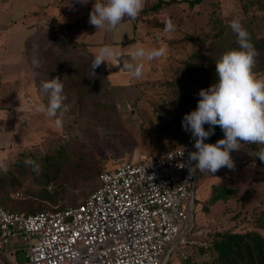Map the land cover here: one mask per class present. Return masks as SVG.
I'll return each mask as SVG.
<instances>
[{"label": "rangeland", "instance_id": "1", "mask_svg": "<svg viewBox=\"0 0 264 264\" xmlns=\"http://www.w3.org/2000/svg\"><path fill=\"white\" fill-rule=\"evenodd\" d=\"M167 19L176 25L170 36L164 32ZM233 19L242 23L251 38L264 39V0L253 4L242 0H175L144 11L136 19L137 35L141 40L159 42L165 53L152 72L124 88L110 83L103 65L93 73L94 57L80 46L59 34L43 36L46 42L40 48L39 83L43 87L45 82L59 77L65 99L53 118L43 113L35 115L34 122L45 131L15 137L14 146L0 157L1 204L9 210L25 212L32 205L35 209H48L52 205L43 198L47 190L57 198L54 206L76 204L93 191L98 172L104 167L112 168L115 158L137 160L144 154L163 153L181 141L193 140L182 120L197 108L198 101L182 104L179 91L170 85V80L181 84L178 76L184 71L185 60L191 58L203 61L206 69L202 78L207 80V88L217 82L216 62L225 52L239 47L237 35L229 27ZM220 28H224L221 35L213 36ZM253 71L264 79L263 72L255 68ZM43 91L49 103L50 93ZM57 118L62 119V125L57 126ZM204 127L207 129L208 125ZM19 141L25 144L16 146ZM244 145L237 151L238 157L246 153ZM46 155L56 165L49 172L52 179L47 185ZM26 160L39 164V172ZM241 171L244 179L240 185L245 190L214 218L211 217L220 202L209 209L201 208L203 199L210 194V179L197 171L191 219L195 240L200 238L195 237V232L210 227V223L215 228L236 230L254 227L255 217L264 208V164L252 162ZM17 190L20 195H10ZM201 251L195 243L179 244L171 252L166 251L164 264H202L209 254ZM184 254H188V259L183 258ZM19 256L23 258L22 251Z\"/></svg>", "mask_w": 264, "mask_h": 264}, {"label": "built area", "instance_id": "2", "mask_svg": "<svg viewBox=\"0 0 264 264\" xmlns=\"http://www.w3.org/2000/svg\"><path fill=\"white\" fill-rule=\"evenodd\" d=\"M194 144L195 140L183 142L137 160L115 158L112 168L98 173L93 191L74 205L25 213L0 203L1 260L164 264L166 251L196 242L191 219L197 169L190 175L187 166L188 154L196 151ZM18 251L23 252L22 259L17 258Z\"/></svg>", "mask_w": 264, "mask_h": 264}, {"label": "crops", "instance_id": "3", "mask_svg": "<svg viewBox=\"0 0 264 264\" xmlns=\"http://www.w3.org/2000/svg\"><path fill=\"white\" fill-rule=\"evenodd\" d=\"M154 1L156 0H147L146 5ZM95 2L96 0H89V3L84 5L80 0H0V157L14 146L15 137L25 138L33 132L39 134L45 131L44 127H39L38 123L34 122L37 113L47 115L48 103L44 88L36 77L40 48L46 42L43 36L67 35L76 41L84 42L85 48L94 56L101 47H112L118 59L110 60L109 65L107 62L102 65L107 79L119 88L131 87L136 81L130 71L123 67L126 63H137L130 57V52L135 47H161L159 42L139 39L134 27L135 19L125 18L124 27L112 32L97 30L88 22ZM158 61L160 62L161 58L144 61L143 75L152 72ZM21 143L19 141L15 145L21 147L25 144ZM236 153L237 151H233L231 155L235 164L233 169L223 167L215 174L197 169L205 179H210V193L212 185L218 183L238 188L236 196L206 203V209H209L212 204L220 202L219 208H216L211 218L218 217L230 203H235V199L245 190L240 185L244 179L241 168L256 162H243L247 147L242 157H238ZM209 195L203 199L201 208ZM211 225L213 223H210V227L208 225L200 230H208ZM19 252L16 256L22 259ZM0 264H4L1 258Z\"/></svg>", "mask_w": 264, "mask_h": 264}, {"label": "clouds", "instance_id": "4", "mask_svg": "<svg viewBox=\"0 0 264 264\" xmlns=\"http://www.w3.org/2000/svg\"><path fill=\"white\" fill-rule=\"evenodd\" d=\"M80 2L87 5L89 0ZM146 3L147 0H96L88 22L97 30L112 32L124 27L125 18L136 19ZM229 27L237 35L239 47L225 52L216 62L217 82L200 90L197 108L185 114L182 120L184 130L190 132L195 140L196 151L188 154L190 175L194 169L213 174L223 167L233 169L235 164L231 153L240 150L242 144L264 145V79L258 78L253 71L259 52L239 20L233 19ZM175 30L176 25L167 19L164 32L170 36ZM164 53L163 47H135L130 57L137 63H126L123 67L130 71L133 78L139 79L143 75V62L159 59ZM115 59L118 57L112 47H101L92 61V72ZM43 88L50 93L47 115L56 116L65 99L59 77L45 82ZM55 122L57 126L62 125L60 118ZM205 124L209 126L208 130ZM217 126L224 133V138L214 144L205 143L215 134ZM257 156L264 161V149ZM25 163L39 172L40 165L35 161L26 160Z\"/></svg>", "mask_w": 264, "mask_h": 264}, {"label": "trees", "instance_id": "5", "mask_svg": "<svg viewBox=\"0 0 264 264\" xmlns=\"http://www.w3.org/2000/svg\"><path fill=\"white\" fill-rule=\"evenodd\" d=\"M175 0H156L153 3L146 5L145 8L141 13L146 10H156L158 8L164 7L169 5ZM189 3H193L197 0H188ZM261 0H242L244 4L259 3ZM258 7H262L258 5ZM263 8V7H262ZM137 19V18H136ZM136 19L134 27H136ZM224 28H220L219 32H214L213 36H220L223 32ZM66 40L70 41L74 45L80 46L84 53L94 57V55L85 48L84 42L76 41L75 39L64 35L63 36ZM190 37V36H189ZM251 42L254 44L255 48L259 52V56L257 57L256 64L254 66L255 70L261 71L264 74V39L260 38H251ZM197 55V54H196ZM184 71L178 76L180 80V85L173 83L170 80V85L173 88H177L178 97L182 104H188L191 100L198 101L200 99L198 93L201 89H207V80L202 78V75L205 74L206 67L202 60L197 61L195 59H187L185 60L184 64ZM37 80L38 79V72H37ZM176 79V78H175ZM187 93V94H186ZM47 97L45 96V99ZM209 127V126H208ZM208 130V128L206 129ZM224 138V133L220 129V127L215 128V134L209 137L210 143H216L218 140ZM188 141H194L188 140ZM188 141H181L167 150ZM247 147V153L243 159L244 163H249L251 161H256L259 164H264L258 156L257 153L264 149V145H256V144H245ZM165 150V151H167ZM50 157L46 155V168L44 174L47 176L45 184L47 185L49 181L52 179L49 175V172L54 171L56 165L55 162L49 159ZM106 168V167H104ZM102 168V169H104ZM101 169V170H102ZM100 170V171H101ZM99 171V172H100ZM98 172V173H99ZM98 177V175H97ZM0 180H2L0 176ZM98 181V178H97ZM47 188V186H45ZM50 190H47V194L43 196V198H47L50 205H52L48 209H55L57 207L62 206H54L57 203L56 196H51L49 193ZM238 195V188L237 186H228L224 183H218L212 185V190L209 197L206 199L205 204H203V208H207L206 203H212L215 200L222 198L226 199L229 197H233ZM0 203L1 200H0ZM74 205V204H71ZM23 211L25 213L37 212L40 210L46 209H35L32 208ZM20 211V210H18ZM29 211V212H28ZM199 239L197 238L195 244L202 250L201 252H207L208 258L203 260L202 264H264V208L260 210L258 215L254 219V227L246 228L243 230H236L232 228H215L212 227L208 230H199L195 232ZM195 235V236H196ZM202 242V243H201ZM187 257L184 259H188Z\"/></svg>", "mask_w": 264, "mask_h": 264}]
</instances>
